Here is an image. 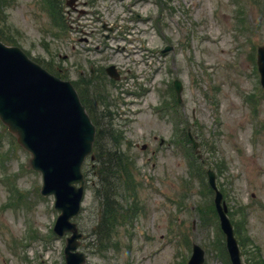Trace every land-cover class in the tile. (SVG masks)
<instances>
[{"label": "rangeland", "instance_id": "1", "mask_svg": "<svg viewBox=\"0 0 264 264\" xmlns=\"http://www.w3.org/2000/svg\"><path fill=\"white\" fill-rule=\"evenodd\" d=\"M60 1L66 30L39 0H3L0 33L42 66L64 69L68 80L108 63L122 73L115 86L96 83L97 75L107 82L103 74L91 78L105 101L94 108L111 113L96 119L111 125L107 142L122 139L137 190L125 198L128 224L112 232L116 245L98 250L101 205L86 160L85 196L74 218L86 264H181L192 243L204 250L203 264H226L207 167L247 256L264 259V89L255 65L264 0H76L74 12ZM163 46L170 49L161 52ZM174 79L182 86L179 101ZM186 128L199 141V160L189 153ZM29 158L0 121V264H64L68 232L51 231L58 210L53 196L39 193L41 174Z\"/></svg>", "mask_w": 264, "mask_h": 264}, {"label": "water", "instance_id": "2", "mask_svg": "<svg viewBox=\"0 0 264 264\" xmlns=\"http://www.w3.org/2000/svg\"><path fill=\"white\" fill-rule=\"evenodd\" d=\"M260 82L264 85V46L258 48ZM114 76L113 67L107 68ZM177 93L180 84L175 81ZM0 118L18 141L31 152L30 162L42 173V194H54L60 210L54 231L72 232L65 246L66 264H84L81 252H72L80 233L69 221L77 215L83 195L80 165L91 151L94 126L68 81L59 80L29 59L17 46L0 42ZM197 144L193 142L195 148ZM209 185L215 189L214 202L220 227L226 234L231 264L240 263L237 243L229 219L225 215L221 194L214 184L212 170L207 171ZM80 182L79 186L76 182ZM203 251L194 244L188 264H201Z\"/></svg>", "mask_w": 264, "mask_h": 264}, {"label": "trees", "instance_id": "3", "mask_svg": "<svg viewBox=\"0 0 264 264\" xmlns=\"http://www.w3.org/2000/svg\"><path fill=\"white\" fill-rule=\"evenodd\" d=\"M101 129L97 132L94 141L95 152V168H96V195L100 197L102 202V224L105 229L104 232L108 233L107 227L110 223L117 221L122 216L120 208H122L119 200L125 198V190L130 191L133 176L132 167L128 157L121 150L119 141L115 140L112 146H108L103 142L107 135L100 134ZM100 228V226H99ZM102 234V231L100 232ZM99 234V235H100ZM240 235L239 233H237ZM258 254V252H256ZM254 259V257H253ZM251 264H264L261 259H254L250 261Z\"/></svg>", "mask_w": 264, "mask_h": 264}, {"label": "flooded vegetation", "instance_id": "4", "mask_svg": "<svg viewBox=\"0 0 264 264\" xmlns=\"http://www.w3.org/2000/svg\"><path fill=\"white\" fill-rule=\"evenodd\" d=\"M77 2H78V1H76V0H72V2H71V8H72V10H71V11H75ZM110 29H111L112 31L115 30V26H110ZM111 30H110V31H111Z\"/></svg>", "mask_w": 264, "mask_h": 264}]
</instances>
